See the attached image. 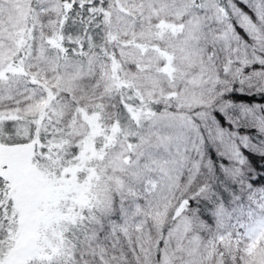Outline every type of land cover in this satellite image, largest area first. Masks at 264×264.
Here are the masks:
<instances>
[{
	"label": "snow or ice",
	"instance_id": "1",
	"mask_svg": "<svg viewBox=\"0 0 264 264\" xmlns=\"http://www.w3.org/2000/svg\"><path fill=\"white\" fill-rule=\"evenodd\" d=\"M0 264H264V0H0Z\"/></svg>",
	"mask_w": 264,
	"mask_h": 264
}]
</instances>
